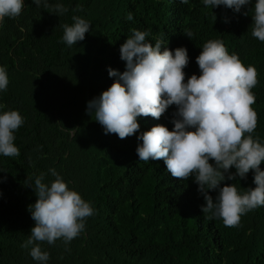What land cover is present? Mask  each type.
I'll use <instances>...</instances> for the list:
<instances>
[{"label": "trees", "instance_id": "trees-1", "mask_svg": "<svg viewBox=\"0 0 264 264\" xmlns=\"http://www.w3.org/2000/svg\"><path fill=\"white\" fill-rule=\"evenodd\" d=\"M47 3L38 7L24 0L18 17L0 21V66L9 79L7 90L0 91V114L18 110L24 118L14 133L20 155L0 154V264H264V206L243 215L238 227H226L221 218L201 211L205 202L194 177L179 180L163 160H139L137 137L158 124L171 131L175 105L159 119L139 117V131L125 139L105 134L87 110L88 102L117 79L109 77L108 68L125 71L119 49L133 29L148 31L146 41L153 45L162 40V50L187 49L185 82L200 74L196 57L203 45L218 39L245 67L258 71L252 89L258 123L252 135L264 144V42L251 35L255 0L239 12L205 6L203 0ZM57 4L68 11H55ZM73 16L91 26L83 41L68 46L63 26H71ZM50 169L94 214L69 243L39 242L49 253L47 262H40L31 257V246L21 244L35 226L29 211L37 199L35 177L44 173L43 182L50 185L55 179ZM253 177L250 170L246 179H226L220 186L233 183L243 192L256 186ZM208 194L217 202L218 190Z\"/></svg>", "mask_w": 264, "mask_h": 264}, {"label": "clouds", "instance_id": "clouds-1", "mask_svg": "<svg viewBox=\"0 0 264 264\" xmlns=\"http://www.w3.org/2000/svg\"><path fill=\"white\" fill-rule=\"evenodd\" d=\"M33 2L39 7L42 0ZM180 2L187 4L188 0ZM251 2L203 0L205 6L223 5L235 12ZM43 4L49 6L47 0ZM23 8L24 0H0V21L18 17ZM54 10L68 11L61 4L55 5ZM72 19L71 26H63V41L68 46L83 41L91 26L78 16ZM127 19H133L131 13ZM252 21L251 35L264 42V0H255ZM148 35V31L133 29L119 49L125 71L108 68L109 77L117 79L88 102L87 110L95 113L105 134L125 139L139 131V117L159 119L170 105H175L171 131L158 124L137 137L142 141L136 148L139 160H163L168 172L179 180L194 177L205 202L201 211L221 218L226 227H238L243 215L264 206V170L260 168L264 144L252 135L258 123V114L252 107L256 102L252 89L259 82L258 71L253 65L245 67L236 53L229 54L223 42L214 39L207 41L196 57L200 74H192L185 82L187 49L170 50L165 46L162 50L164 42L157 40L153 45L146 41ZM191 36V31L187 32V37ZM8 83L6 68L0 66V91H6ZM23 124L18 110L0 114V154L20 155L14 133ZM233 167L235 173L229 172ZM250 170L254 173V188L241 192L233 183L220 186L226 179H246ZM49 171L55 177L50 185L43 182L44 173L35 177L34 188L28 184L37 197L29 206L35 226L21 244L22 248L31 246V257L40 262H47L49 253L41 250L39 242L51 245L62 238L69 243L84 230L86 218L94 214L90 203L69 189L55 169ZM208 190H218L217 202Z\"/></svg>", "mask_w": 264, "mask_h": 264}]
</instances>
